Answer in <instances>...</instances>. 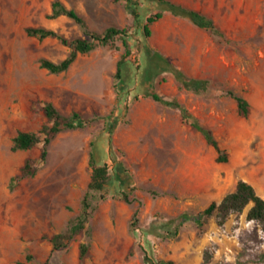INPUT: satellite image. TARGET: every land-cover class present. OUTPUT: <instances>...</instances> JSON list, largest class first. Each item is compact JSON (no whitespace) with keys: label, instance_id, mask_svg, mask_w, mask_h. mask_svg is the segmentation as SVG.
Listing matches in <instances>:
<instances>
[{"label":"rangeland","instance_id":"rangeland-1","mask_svg":"<svg viewBox=\"0 0 264 264\" xmlns=\"http://www.w3.org/2000/svg\"><path fill=\"white\" fill-rule=\"evenodd\" d=\"M56 1L81 16L89 31L128 27L132 55L119 92L114 75L124 53L121 41L78 54L64 73L41 68V59L59 63L70 50L58 38L28 36L27 28L51 29L67 40L86 37L71 19L49 18ZM169 1L212 19L228 42L219 43L167 12L150 25L146 38V18L163 9L153 0H135L136 6L126 0H0V264H148V259L195 264L199 248L201 264L205 253L207 264H264V233L246 219L247 210L231 215L223 226L215 215L202 225L189 221L173 239L148 233L183 213L195 218L233 192L239 180L264 195V0ZM154 51L172 66L171 71L158 67L156 91L212 131L226 163L216 162L215 150L182 123L177 109L140 97ZM176 75L208 81L207 91L182 89ZM228 90L248 102L247 117L239 114ZM44 102L64 116L76 111L94 121L58 134L45 161H38L42 143L12 152L19 131L37 133L46 124ZM93 140L101 163L111 169V193L122 189L115 158L131 176L133 201L100 202L85 230L52 252L48 238L81 212ZM29 159L37 160L35 175L11 187V178ZM83 243L88 253L80 260Z\"/></svg>","mask_w":264,"mask_h":264},{"label":"trees","instance_id":"trees-1","mask_svg":"<svg viewBox=\"0 0 264 264\" xmlns=\"http://www.w3.org/2000/svg\"><path fill=\"white\" fill-rule=\"evenodd\" d=\"M126 1L133 6L137 5V3L134 2L135 0ZM153 1L162 6L163 9L161 12L154 13L146 18V23L143 26V34L146 38L151 35L150 25L161 19L164 12H167L174 17L189 21L193 26L208 33L219 43L228 42L227 38L217 28L213 20L204 14L169 0ZM132 14L137 18L135 8L132 11ZM61 16L71 19L82 29L86 37L67 40L51 29L27 28L26 33L28 36L38 38L39 40L50 37L58 38L61 43L70 50L68 56L59 63L52 62L48 59H41V68L52 74L64 73L75 62L78 54H87L99 46H110L116 41H121L124 53L117 62L114 75V88L119 92L123 81L124 66L128 58L132 55L131 44L129 42L130 30L128 27H108L102 33L89 31L85 20L81 16H79L74 10L66 8L61 2L56 1L52 4L49 18L57 19ZM149 62V71L144 75L143 90L140 97L151 99L160 106L177 109L180 112L182 123L189 125L195 131L201 133L205 142L215 150L217 154L216 162L226 163L228 161L227 154L220 147L219 142L214 137L212 131L200 124L196 119L192 118L188 111L178 104L176 100L165 99L156 91L155 79L157 73H159L158 67L165 66L167 67L166 69L171 71L170 68L172 66L169 61L161 54L154 51ZM177 79L180 81L181 88L186 91L193 92L194 94H201L207 91L208 81L183 78L179 76H177ZM226 93L235 100L239 114L243 117H247L249 114L248 102L231 90H228ZM42 112L46 119V124L37 133L19 131L13 139V145L11 147L12 152L29 150L42 143L38 161H45L48 155V147L58 134L65 131L84 128L94 121L93 119L83 117L76 111H73L70 115L64 116L57 110L52 102H44L42 105ZM36 163L37 160H27L20 169V174L11 178V187L27 177L34 176L37 171ZM113 163L116 176L121 180L122 188L120 191L115 192V194H112L110 191V186L113 182L111 169L107 164L101 163L95 141L93 140L90 142L88 165L91 169V175L87 190L82 198L81 212L69 223L68 227L63 232L54 234L48 238L52 245V252L66 248L80 232L85 230L92 214L100 202L105 201L108 198L119 199L129 203L133 201L130 196L134 193L136 188L128 183L131 176L128 174V171L122 162L113 158ZM246 210V219L255 222L264 233V199L258 195L257 191L251 184L244 180H239L233 192L225 195L219 203H210L202 212L197 214L195 218H191L188 214L183 213L176 218L167 219L160 226H151L148 233L155 239H173L178 236L181 227L189 221L194 220L196 223L202 225L206 218L215 215L217 225L223 226L231 215L242 214ZM137 213L138 210L133 216L132 227L136 226ZM87 253L88 246L84 243L81 244L79 249V259H85ZM30 259L31 256H27V260ZM208 260L209 257L205 253L204 264H207ZM42 264H49L48 260ZM148 264L174 263L172 261L164 262L148 259Z\"/></svg>","mask_w":264,"mask_h":264},{"label":"crops","instance_id":"crops-1","mask_svg":"<svg viewBox=\"0 0 264 264\" xmlns=\"http://www.w3.org/2000/svg\"><path fill=\"white\" fill-rule=\"evenodd\" d=\"M261 198H263L264 199V195H260V194H258ZM207 239V238H206ZM206 239H204L203 240V247H204V245H206ZM201 250H202V248H199L198 250H197V252H198V254H197V256H196V261H195V264H201L202 263V255H201ZM182 264H184V263H182Z\"/></svg>","mask_w":264,"mask_h":264},{"label":"built area","instance_id":"built-area-1","mask_svg":"<svg viewBox=\"0 0 264 264\" xmlns=\"http://www.w3.org/2000/svg\"><path fill=\"white\" fill-rule=\"evenodd\" d=\"M230 252H231V249L228 248V247H226V248H225V252H224V254H225L224 256H225V258H226V261H228V259H227V257H226V256H227V253H230Z\"/></svg>","mask_w":264,"mask_h":264}]
</instances>
